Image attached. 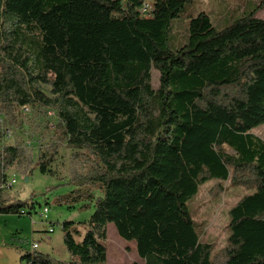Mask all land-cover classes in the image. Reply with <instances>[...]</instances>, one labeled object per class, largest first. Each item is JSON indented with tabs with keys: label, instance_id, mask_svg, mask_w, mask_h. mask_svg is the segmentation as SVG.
I'll return each mask as SVG.
<instances>
[{
	"label": "trees",
	"instance_id": "1",
	"mask_svg": "<svg viewBox=\"0 0 264 264\" xmlns=\"http://www.w3.org/2000/svg\"><path fill=\"white\" fill-rule=\"evenodd\" d=\"M144 1L0 0V116L13 126L23 107L52 111L72 162L83 163L57 202L93 207L80 242L78 223L61 224L68 263L36 250L20 260L105 264L112 224L142 264H264V140L252 133L264 125L262 5L222 29L200 12L172 50L171 22L195 0H151L149 17ZM55 153L52 145L34 160L0 145V182L11 168L55 176ZM229 179L250 192L229 209L214 256L187 202ZM33 208L0 188V215Z\"/></svg>",
	"mask_w": 264,
	"mask_h": 264
},
{
	"label": "rangeland",
	"instance_id": "2",
	"mask_svg": "<svg viewBox=\"0 0 264 264\" xmlns=\"http://www.w3.org/2000/svg\"><path fill=\"white\" fill-rule=\"evenodd\" d=\"M149 3L151 0H145ZM262 7L256 12V18L264 20V0H195L185 5L179 18L171 22L169 46L172 50L182 46L186 40L188 20L200 12L206 13L217 29L228 26L242 13H248L258 5ZM179 45V46H178ZM152 84L156 88L158 74L152 71ZM48 94V89L43 88ZM0 131L3 133L1 146L25 148L36 160L38 153L56 145L55 159L51 166L55 176H47L33 170L22 176L14 168L7 170L8 179L15 178L13 187L6 191L12 199L27 200L34 208L26 210L22 216L0 215V264H27L20 258L31 253L30 245H38L36 253H40L54 262L68 263L70 256L63 244V222L78 223L75 229L76 241L84 236V223L90 218L93 207L72 209L58 204V198L67 195L74 187L68 184L71 167L82 166V159L72 162L73 150L68 148L56 130L57 120L48 114H42L29 108L28 114L19 109L16 124L9 126L0 116ZM50 125H54L53 128ZM8 130V132H6ZM264 140V125L252 132ZM228 153H232L227 149ZM250 190L235 186L230 179L224 182L209 181L199 187L198 194L187 202L192 219L198 225L200 241L213 247V255L226 246L228 237V211ZM47 208L48 212L43 213ZM27 213H30L29 215ZM80 223V224H79ZM52 228L53 232L49 233ZM106 261L105 264H142L138 257L135 242L120 238L112 224L106 228Z\"/></svg>",
	"mask_w": 264,
	"mask_h": 264
},
{
	"label": "built area",
	"instance_id": "3",
	"mask_svg": "<svg viewBox=\"0 0 264 264\" xmlns=\"http://www.w3.org/2000/svg\"><path fill=\"white\" fill-rule=\"evenodd\" d=\"M150 11H151V2L149 3L148 1H144L143 4L141 5V7L139 8L140 15L143 16V17H149L150 16ZM21 110H22L23 114H28V112H29V108H27V107H23V108H21ZM48 115L51 116V117H55L54 113L52 111H49ZM0 122H1V120H0ZM50 127L53 128L54 125H50ZM6 132H8V130ZM15 182L16 181H15L14 177L11 178V179L7 178L3 182H0V188L5 190V191H9L13 187ZM47 212H48V209L45 208L43 210V213L46 214ZM52 232H53V229L50 228L49 229V233H52ZM30 249H31V251L37 250L38 249L37 243L33 242L30 245Z\"/></svg>",
	"mask_w": 264,
	"mask_h": 264
},
{
	"label": "water",
	"instance_id": "4",
	"mask_svg": "<svg viewBox=\"0 0 264 264\" xmlns=\"http://www.w3.org/2000/svg\"><path fill=\"white\" fill-rule=\"evenodd\" d=\"M233 153V152H232Z\"/></svg>",
	"mask_w": 264,
	"mask_h": 264
}]
</instances>
